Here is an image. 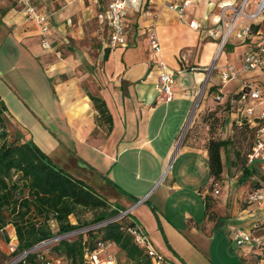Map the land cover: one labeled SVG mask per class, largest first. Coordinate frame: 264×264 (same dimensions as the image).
Returning a JSON list of instances; mask_svg holds the SVG:
<instances>
[{
	"label": "crops",
	"instance_id": "obj_1",
	"mask_svg": "<svg viewBox=\"0 0 264 264\" xmlns=\"http://www.w3.org/2000/svg\"><path fill=\"white\" fill-rule=\"evenodd\" d=\"M12 1L11 5L7 0H0V50H5L6 56L11 61L10 71L18 68V62L21 63L18 60L19 56L20 59H24L25 66L29 70H40L45 76V81L40 85L28 71L22 74V76L25 75L23 79L26 80L31 91L29 98L35 109L22 101L16 105L19 112L13 111L19 118L20 113L25 116L26 113L28 114V120L19 124L23 129L20 133L27 139L33 137L32 139L39 146H41L40 143L46 144L41 148L57 164L87 180L111 202L126 208L128 202L121 193L124 189L115 182V176L108 178L112 181L111 184L103 177L104 173L92 164L95 163V152L102 154L107 161L113 163V167L123 158L122 162L125 164L123 168L128 173H131V164L136 159H140L144 164L165 165L169 159L175 160L182 153L197 148H203L202 154L206 155L209 161L206 148L209 138L206 139L207 141L202 139L199 141L197 137L188 135L184 140H179L178 133L186 118L188 122L193 113L195 118L199 116L198 113L195 115V107L201 112L207 106H212L210 110H215L217 107L212 104H219L215 99L208 100L209 96H207L204 104L199 102L196 106L200 90L196 87V81L204 82L213 65L232 63L237 67L242 66L246 48L244 44L235 41L227 45L230 47L229 55H224L226 59L223 62H220V58L224 50L216 59L221 35V31L217 29V23L220 4L223 0H193L186 11L185 22H180L176 12L166 6V0H137L136 3L128 0L126 19L129 45L109 49L105 44L104 63L101 65L103 69L97 73L86 68L82 69L75 57H70L64 62H51L50 58L52 43L64 37L76 18L79 19L84 13L91 12V5H87L85 0H34L51 15V28L47 36L49 44L44 45L41 41L40 27L26 19L17 3ZM109 1L104 0L101 10L97 13L99 21L104 25L107 38ZM192 20L198 23L199 28L191 26ZM153 24L156 26L161 45L159 53L154 52L150 43ZM207 41L212 44V47L214 46L210 55L203 54ZM5 46L8 49H5ZM239 47L243 48L240 53L237 52ZM235 53L238 62L230 60ZM158 59H163L175 75V94L170 101L158 98L159 69L156 64ZM72 70H77L78 73L65 77V73ZM213 73L210 76L211 86ZM2 80L0 78V83L5 88H9L12 92L16 91L12 83L5 78ZM91 95L98 96L106 102L113 119L111 129L107 124L97 120L98 111ZM29 131L33 133L32 136ZM232 131L234 132L233 129ZM35 132L39 135L41 132V135L37 136ZM230 140L232 141L233 138L231 137ZM221 154L224 175L227 148H223ZM113 167L110 168L109 173L113 171ZM139 176L138 172L134 177ZM141 179L148 180L150 184L147 187L151 186L155 180L148 175L142 176ZM139 186H141L140 183ZM131 187L139 189L134 184ZM168 187L165 195L159 194L154 199L151 195L146 200L148 205L139 202L128 206L131 212L137 208L140 209L144 223L151 225L152 233L156 236L152 237L144 230L155 247L172 263L225 264L209 258L202 251L203 242L197 243V241L208 240L209 237L215 238L214 235H208V230H204L207 225L201 227L193 217H189L188 222H184V226H178L163 209L162 197L169 198L173 191L181 188L179 184H172V189L170 185ZM199 192L204 199L206 190L200 189ZM149 193L146 189L140 188L135 195H143L142 197L146 198ZM205 215V222L208 225L218 224V219H211L206 209ZM138 224L142 226L140 222ZM256 225L258 226L259 223H252L250 229ZM185 229H190L193 233H201L203 237H198L196 243L191 242ZM11 238L13 243H18L15 230ZM179 242L184 243L182 250L176 246ZM245 251L246 249L243 248L241 257L232 256L229 264H255L251 256H245L247 252ZM191 254H197L202 258L200 261L193 260Z\"/></svg>",
	"mask_w": 264,
	"mask_h": 264
},
{
	"label": "rangeland",
	"instance_id": "obj_2",
	"mask_svg": "<svg viewBox=\"0 0 264 264\" xmlns=\"http://www.w3.org/2000/svg\"><path fill=\"white\" fill-rule=\"evenodd\" d=\"M7 2L11 5L13 3L12 0H7ZM85 2L87 5L92 6V13L88 11L84 13L81 18H76L74 20V24L70 25L67 29L64 37H60L52 43L50 58L51 62H64L70 57H75L76 60L79 61L82 69L86 68L87 70L89 69L92 72L97 73L103 69L101 65L104 63L103 57L107 41L104 25L99 21L97 16L98 11L101 10L104 0H85ZM215 44H217V42ZM4 48L8 49L6 46ZM229 48L230 47L228 46L224 49L220 62H223L226 59L224 55H229ZM213 49L214 46L212 47V44L207 41L206 47L203 49V54L210 55L212 54L211 50ZM242 50L243 48L239 47L237 52L240 53ZM5 53V50H0V78L1 80L2 78H5L7 81L12 83L16 90L15 92H17L16 94L21 99L19 101L15 92H12L9 88H5L3 84L0 83V94L9 111L6 116L8 120L10 140H14L17 133H20V131L23 132V129L19 126V124L24 123L23 121H27L29 118L27 113L26 116L25 114L20 113V118L17 117L13 111L15 110L19 112L16 105L25 101L32 106L33 109H35L33 102L29 98L31 91L27 86L28 84L26 83V80L23 79L25 75L22 76V74H24L25 71H28V73H30V75H32V77H34L40 85L45 81V76L40 70H29V68L25 66L24 59H20L19 56L18 60L21 63L18 62V68L10 71L9 66L11 61ZM230 60L238 62L236 53L230 57ZM92 68H94V70H92ZM77 73V70H72L67 72V74L65 73V77L74 76ZM15 76H17V78H14ZM206 79L207 77L205 78V81ZM242 80H248L254 84L264 86V71L254 70L250 72H241L238 79L223 82L216 74L215 70L211 82H213L212 84L214 85H220L218 90L222 92L224 100H228L230 94L239 92L242 87ZM205 81H196V87L202 91ZM3 83L5 82L3 81ZM192 84H194V81H192ZM204 95L205 98L202 97L200 101L201 104L206 102L207 96H209L208 100L215 99V91L213 90L211 91L207 89V92ZM197 104L198 103H196V106ZM212 105L214 107H220V110L216 111L218 114H214V116H206L210 113V111H212L210 110L212 106H207V108L203 109L201 112L200 110H197V107H195V115L198 113L199 116L197 118L193 116V119H195L189 120L188 122L187 118L184 120V123L178 133V139L184 140L188 135H191L192 137H197L199 141H201V139L203 141H207L206 139L211 137V123H216L217 125L214 132V137L216 139L220 140L230 139L231 137L233 138L231 144L227 147V156H225V174H222V179L219 180V186H215L214 184L213 191L209 190L212 179L207 156L202 154L203 148H197L195 150H189L182 153L175 160L172 158L169 159L165 165L159 163L144 164L140 159H136L134 163L131 164V173H128L127 171L125 172V169L123 168L125 164L122 162L124 160L123 158L117 161L113 167V163L107 161L102 154L95 152V163L93 162L92 164L104 173V178H113V176H115V182H117L122 189L125 190L124 193V190L121 193L128 202L126 204V208H128V206L130 207V204L132 205L137 203L139 200H142L143 195H135V192H138L140 188H144L147 192H150L149 195L141 201V203L148 205L146 200L150 198L151 195V198L153 199L157 198L159 194L160 196L163 194L165 195V191L169 188L168 185H170V189H172V184H179L181 188L173 191L169 198L162 197L163 209L166 210V213L178 226H184V222H188L189 217H193L195 222L200 224L201 227L202 225H207V227L203 229L206 231L208 230V235H214L215 238L209 237L208 240L211 241H208L207 239L197 241L198 237L202 236L201 233H193L190 229H185L186 234L191 242H203L201 246L202 251L207 254L209 258L215 261H220V263L229 264L231 263L229 261L233 258L232 256L239 255L241 257L243 251V248L238 247L233 239L235 229L240 227L250 230L252 223H264V207L258 206L254 203H247V194L255 187V182L258 181V179L259 181H264V178L261 177L259 171L255 172L250 177H247L244 174V169L248 166L246 154L251 151L252 147L246 137H243V135L239 133L234 134L232 131V121L235 119L237 114H231L229 109H223V106L220 104L215 103ZM191 125H193L192 128ZM29 132L32 136L33 133H31V131ZM35 134L40 136L41 132L40 135L37 132H35ZM40 144L42 147L46 146L44 143ZM112 167L113 171L111 170V173H109V170ZM138 172L140 176L138 178L134 177ZM71 173L73 174V172ZM144 175L155 178L151 186L147 187V185L150 184L148 183V180L141 179ZM139 183L141 186H139ZM133 184L139 189L136 190L131 187ZM216 187L220 190L218 194L214 192ZM200 189H202V191L206 190V192L209 190V195L212 199L210 218L214 220L217 218V225L212 224V226H210L205 222V205L204 199L199 192ZM188 213L190 215H188ZM130 214L137 220V222L141 223L142 227L149 232L152 237L156 236L152 233L153 230L151 229V225H149V223H144L140 209L137 208ZM80 217L84 221L90 220L93 217V211L82 209L80 211ZM71 220L76 223L75 217L72 216ZM50 224L54 230H58L57 223L54 219L50 220ZM13 235L14 229L12 226H9L5 232H0V250H2L5 254L10 253L9 246L6 243L12 239L11 236ZM75 237H77V235H69L66 238L73 239ZM54 243L55 242L50 243L47 247L39 249V251L43 253L45 251L46 254L52 256L54 251L51 247ZM182 245L184 246L183 242L176 243V246L181 250L184 248ZM47 248L48 250H46ZM114 252L117 257L116 264H134L128 260L125 253L119 248L115 247ZM197 254H191V258L196 261L199 259L200 261L202 257ZM184 256H186V253H184ZM9 259V257H6L4 262H8ZM1 262H3V260L0 255V263Z\"/></svg>",
	"mask_w": 264,
	"mask_h": 264
},
{
	"label": "trees",
	"instance_id": "obj_3",
	"mask_svg": "<svg viewBox=\"0 0 264 264\" xmlns=\"http://www.w3.org/2000/svg\"><path fill=\"white\" fill-rule=\"evenodd\" d=\"M219 86L215 84L210 90L216 91ZM91 97L98 111L97 120L111 129L113 119L106 102L98 96ZM221 105L223 109L233 112L230 100ZM218 110L220 107L206 116H214ZM7 113L8 107L0 95V231L5 232L8 226H12L18 240L16 251L5 254L0 250L3 260L0 264H8L16 255L31 249L42 240L111 219L126 209L111 202L87 180L61 167L36 142L27 139L22 133H17L16 138L10 140ZM245 122L246 119L242 124L233 121L234 134H242L252 147L255 131L249 129ZM216 128V123H211V137L206 143L212 177L209 190L212 191L215 182L222 179L224 172L221 150L231 143L230 139H216ZM255 172L257 170L253 166L248 165L244 169L247 177ZM106 180L112 184L110 179ZM209 190L204 199L206 212L211 217L212 199ZM82 209L93 211L92 219L84 221L80 217ZM72 216L76 218V223L72 222ZM51 219L57 223V231L51 226ZM137 224L129 213L104 226L79 233L73 239L61 238L51 247L54 251L52 257L66 264H83L86 248L93 247L98 239L103 238L113 240L116 247L134 264H151L146 251L129 232V228ZM259 226H264V223ZM42 256L51 255L37 250L29 252L24 259L14 264H43ZM6 257L10 258L8 262H4Z\"/></svg>",
	"mask_w": 264,
	"mask_h": 264
},
{
	"label": "built area",
	"instance_id": "obj_4",
	"mask_svg": "<svg viewBox=\"0 0 264 264\" xmlns=\"http://www.w3.org/2000/svg\"><path fill=\"white\" fill-rule=\"evenodd\" d=\"M14 1L20 7L26 18L35 22L40 27L42 42L44 45H48L47 36L50 30L51 15L37 5L34 0ZM133 1L136 3L137 0ZM192 2L193 0H166V6L176 12L180 22H185L186 11ZM128 6V0L109 1L107 9L109 35L106 43L109 49H117L129 45L128 23L126 19ZM190 24L194 28H199L195 20L190 21ZM217 29L221 31V35L216 59H218L220 53L229 43L235 41L244 44L246 47L243 63L241 67H237L232 63H226L220 66L213 65V67L209 69L208 78L203 84L202 91H198L196 100L198 104L207 92V89H210L214 85L211 86L210 84V76L215 70L216 74L223 82L238 79L241 72H250L254 70L264 71V0H223L219 8ZM150 43L154 52L159 53L161 45L154 24L150 32ZM156 64L159 69L158 98L170 101L175 94L174 72L171 71L168 64L163 59H158ZM228 100H230L232 104V113L237 114L235 120L242 124L243 120L246 119L245 123L249 129L255 131L252 149L247 154V164L253 166L257 172L259 171L261 177L264 178V86L254 84L248 80H242V87L239 92L230 94ZM215 101L219 104H223L227 101L224 100L222 92L218 89L215 91ZM193 116L194 113L189 120H192ZM219 185L220 182L217 180L215 186ZM219 191V188L216 187L214 192L218 194ZM144 199L145 197L142 198V200ZM247 203H254L264 207V181H259V179L256 181L255 187L247 194ZM130 212L131 208H127L111 219L42 240L31 249L16 255L8 264H14L24 259L29 252L39 251V249L47 247L50 243L57 242L61 238H66L69 235H78L90 229L104 226L108 222L121 218ZM263 231L264 226L259 225L254 226L250 230L240 227L235 229L233 239L238 247L246 249L247 252L245 251V256H251L255 264H264ZM0 232H4V230ZM129 232L134 237L135 242L146 251L151 259V264H173L155 247L142 226L137 224L129 228ZM6 244H8L10 252L16 251L17 242L13 243L10 239ZM115 247L116 243L111 239H98L93 247L86 248L83 264H116L117 257L114 252ZM48 248L46 250H48ZM42 258L44 260L43 264H62L60 259L52 256H42Z\"/></svg>",
	"mask_w": 264,
	"mask_h": 264
},
{
	"label": "water",
	"instance_id": "obj_5",
	"mask_svg": "<svg viewBox=\"0 0 264 264\" xmlns=\"http://www.w3.org/2000/svg\"><path fill=\"white\" fill-rule=\"evenodd\" d=\"M139 201H141V200H139ZM139 201H138V202H139ZM138 202H137V203H138Z\"/></svg>",
	"mask_w": 264,
	"mask_h": 264
}]
</instances>
